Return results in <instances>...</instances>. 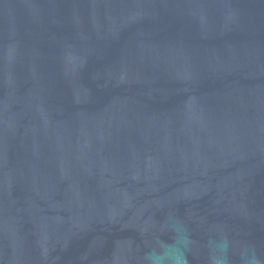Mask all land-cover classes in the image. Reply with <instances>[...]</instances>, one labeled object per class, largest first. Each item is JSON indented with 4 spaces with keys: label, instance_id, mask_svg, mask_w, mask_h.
I'll return each mask as SVG.
<instances>
[{
    "label": "water",
    "instance_id": "1",
    "mask_svg": "<svg viewBox=\"0 0 264 264\" xmlns=\"http://www.w3.org/2000/svg\"><path fill=\"white\" fill-rule=\"evenodd\" d=\"M0 264H264V0H0Z\"/></svg>",
    "mask_w": 264,
    "mask_h": 264
}]
</instances>
